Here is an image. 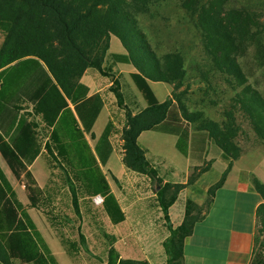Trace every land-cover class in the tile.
<instances>
[{
	"label": "trees",
	"instance_id": "16d2710c",
	"mask_svg": "<svg viewBox=\"0 0 264 264\" xmlns=\"http://www.w3.org/2000/svg\"><path fill=\"white\" fill-rule=\"evenodd\" d=\"M168 0H0V69L22 59L43 62L48 70L49 86L31 102L44 124L59 156L66 158L87 196L100 194L102 207L112 223L124 215L108 181L78 126L65 96L87 67L100 68L109 47L110 35L122 43L125 53H111L113 60L132 64L130 77L146 102V107L127 112L122 131V160L133 170L147 174L157 186L161 179L150 166L137 137L143 130L176 135V149L185 157L203 160L207 141L221 150L226 167L220 178L207 189L208 196L221 186L232 162L243 152L237 138L243 132L244 120L254 134V141L264 146V63L260 62L262 80L250 81L238 52L251 39L258 54L264 55V6L231 0H179L201 32V41L209 57V70L203 76L204 95L230 92L223 104L220 120L207 115L204 108H189L176 90L186 76L184 54L170 50L158 54L141 28V17ZM149 80L172 86L171 96L159 101ZM190 85V84H188ZM222 86V87H221ZM189 88V87H188ZM118 100L121 95L116 90ZM205 99V98H204ZM212 105L217 100L208 101ZM193 128V130H192ZM107 131V130H106ZM264 152V149H263ZM0 154L16 180L23 186L29 205L37 206L43 190L28 165L38 154L25 161L0 131ZM204 162L194 167L188 183L210 167ZM69 182L72 204L79 214L75 190ZM254 189L262 202L255 210L256 236L251 264H264V183L252 177ZM173 187L166 199L164 190ZM182 188L180 183L166 184L158 190L170 234L163 245L165 264H183V245L195 222L200 218L186 205L182 222L173 227L167 209ZM83 237L82 235L80 236ZM60 264L51 251L25 205L0 167V263ZM105 264H148L144 260L120 259L113 249Z\"/></svg>",
	"mask_w": 264,
	"mask_h": 264
},
{
	"label": "crops",
	"instance_id": "0c3cea01",
	"mask_svg": "<svg viewBox=\"0 0 264 264\" xmlns=\"http://www.w3.org/2000/svg\"><path fill=\"white\" fill-rule=\"evenodd\" d=\"M114 37L110 35L101 67H87L65 98L123 212L124 218L118 223L110 221L102 203L95 204L93 196L86 195L66 158L58 155L50 137V128L34 111L31 100L49 86L48 70L44 63L22 59L0 69V92H4L0 95V131L25 161L30 160L38 150L28 168L43 190L42 200L38 204L43 208V216L46 219L53 218V215L48 217L46 212L59 211L57 205L61 192L72 200L69 179L76 196L89 199L98 206L96 211L107 217L115 229L109 235L113 244L117 245L122 238L127 240L123 239L121 249L115 248L120 259L165 264L167 254L163 243L170 231L158 190L166 184L180 183L182 188L167 209L171 225L175 228L182 222L188 202L201 207L200 218L184 240L183 264H251L256 236L255 210L262 202L260 194L253 187L252 177L264 183V152L257 148L243 150L232 162L223 184L209 196L208 187L220 178L227 164L221 158V150L210 140L203 155L205 162H211L210 167L192 183H188V179L194 167L201 166V161L182 155L175 147L176 135L170 133L143 130L137 137L146 160L161 179L159 188L147 174L128 168L122 160V131L126 126L127 112L135 114L141 111L146 107V102H142L136 94V86L134 88L129 82L132 81L130 73L135 71L134 66L117 62L111 57V53L126 52L122 45L118 46ZM2 41L3 35L0 33V45ZM164 83L149 80L153 91L154 86H157L163 95V99L157 97L159 101L171 96L172 86ZM116 90L121 95V102ZM172 146L181 157L173 151ZM0 167L27 208L29 201L23 186L16 180L1 154ZM130 173L140 177L139 180L144 184L140 186L139 180L132 182L128 186L126 198L118 181ZM172 190V186L164 190L166 199ZM77 201L79 217L81 208L79 199ZM40 231L43 235V231ZM50 249L54 251L52 247ZM17 261L12 259L11 264ZM106 262L104 260L101 264Z\"/></svg>",
	"mask_w": 264,
	"mask_h": 264
},
{
	"label": "rangeland",
	"instance_id": "374dc122",
	"mask_svg": "<svg viewBox=\"0 0 264 264\" xmlns=\"http://www.w3.org/2000/svg\"><path fill=\"white\" fill-rule=\"evenodd\" d=\"M231 1L234 3H250L258 7V9L264 6V0ZM140 20L142 30L146 33L149 42L155 47L159 55L170 50H180L184 54L187 73L183 84L176 90V93L181 96L189 108H204L207 115L220 120L223 104L228 102L227 95L230 92H222L218 88L217 93L209 92L207 95H204L203 90L199 89L205 88L203 76L209 70L210 59L204 51L200 30L189 14L180 7L179 0L163 2L162 5L153 8L150 13L143 15ZM114 38L118 46H121L120 40L116 36ZM255 44L251 39H247L245 41L246 49L243 50L241 48L238 52V59L251 82L258 78V80H262L261 70L258 66L260 62L264 63V55L257 53ZM129 82L135 88L132 81L129 80ZM164 84L169 86L168 83ZM135 90L137 96L145 104L141 94L136 88ZM154 92H156V96L159 99H163V95L157 86H154ZM3 94V91L0 92V95ZM211 99L217 100L215 106L208 102ZM134 105H136L135 102ZM239 122L243 127V132L237 140L243 150L257 148L263 151L264 146L254 141V134L249 125L244 120H240ZM172 148L180 157L182 156L174 149V146ZM154 149L160 152L159 149ZM204 162V159L201 160V165ZM139 178L135 174L130 173V175L122 176L119 179V187L126 194V198H128V186L132 182L139 180ZM148 178L150 177L148 176ZM142 179H145V177ZM138 182L140 186L144 184L142 180ZM21 197L26 201L25 197ZM77 197L81 208V215L79 217L77 216L79 214L73 208L71 197L63 192L59 196L60 201L57 205L59 211L46 212L48 217L53 215V218L46 219L43 216L42 206H31L28 204L27 208L32 214L38 228L43 231V236L50 247L53 248V252L60 264H101L104 260L108 261L110 249L115 250L116 247L121 249L123 239L125 238L118 240L117 245L113 244L109 235L114 233L115 229L112 228L107 217L102 216L98 210L96 211L98 206L92 204L89 199L85 197L81 198L79 195ZM199 208L201 207L198 205L193 206L192 212L197 214ZM81 235L83 236L82 238L80 237ZM125 241L127 240L125 239ZM15 264L21 263L17 261Z\"/></svg>",
	"mask_w": 264,
	"mask_h": 264
},
{
	"label": "built area",
	"instance_id": "2783aa9c",
	"mask_svg": "<svg viewBox=\"0 0 264 264\" xmlns=\"http://www.w3.org/2000/svg\"><path fill=\"white\" fill-rule=\"evenodd\" d=\"M92 200L95 204H101L103 197L101 195L97 194V195L92 197Z\"/></svg>",
	"mask_w": 264,
	"mask_h": 264
},
{
	"label": "water",
	"instance_id": "95a60500",
	"mask_svg": "<svg viewBox=\"0 0 264 264\" xmlns=\"http://www.w3.org/2000/svg\"><path fill=\"white\" fill-rule=\"evenodd\" d=\"M159 188V186H157Z\"/></svg>",
	"mask_w": 264,
	"mask_h": 264
}]
</instances>
